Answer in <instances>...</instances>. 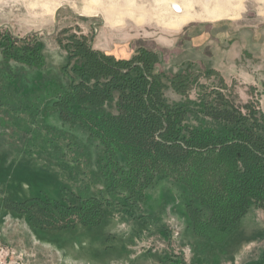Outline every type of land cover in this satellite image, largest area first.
I'll list each match as a JSON object with an SVG mask.
<instances>
[{
	"label": "rangeland",
	"instance_id": "rangeland-1",
	"mask_svg": "<svg viewBox=\"0 0 264 264\" xmlns=\"http://www.w3.org/2000/svg\"><path fill=\"white\" fill-rule=\"evenodd\" d=\"M176 6L181 13L175 12ZM189 25L204 32L197 40L200 51L183 52ZM2 29L19 38L36 35L35 40L44 46L42 68L15 61L9 67L0 64V81L25 95L36 97L57 83L69 84L62 73L68 51L61 42L67 45L66 38L76 33L88 36L95 49L118 59L131 58L141 47L159 49L161 63L156 71L169 76L189 70L194 82L186 95L176 92L164 77V94L170 103L198 102L208 88L231 97L238 106L251 103L264 111V0H0ZM207 30H211L208 38ZM22 48L19 43L17 49ZM76 64L72 60L71 67ZM211 67L220 75L208 74ZM117 100L115 92L113 100L92 110L114 114ZM49 103L42 106L43 111ZM21 118L16 120L0 109V264H220L221 257L207 252L205 245L179 243L177 231L183 219L170 211L154 219L106 208L96 228L45 230L34 227L27 215L8 209L6 198L49 197L77 203L75 196L87 188L113 202L125 195L113 196L104 190L98 172L99 149L84 130L63 125L52 111L42 118L44 126L69 130L86 147L88 154L73 163L64 140L50 144L45 132L31 124L29 114ZM250 216L230 238L229 256H223L222 264H231L234 254L237 264H264V211Z\"/></svg>",
	"mask_w": 264,
	"mask_h": 264
},
{
	"label": "trees",
	"instance_id": "trees-1",
	"mask_svg": "<svg viewBox=\"0 0 264 264\" xmlns=\"http://www.w3.org/2000/svg\"><path fill=\"white\" fill-rule=\"evenodd\" d=\"M35 37L19 38L0 30L1 67H9L10 61L44 67V46ZM66 40L67 45L61 42L68 51L62 73L69 84L57 83L34 97L0 81V109L19 121L29 114L47 142L65 141L73 163L88 154L86 147L71 131L44 126L42 118L52 111L63 125L84 130L99 149L104 190L125 195L113 202L87 188L75 196L77 203L49 197L6 198L8 209L27 215L34 227L45 230L96 228L106 208L143 218L147 191L170 180L186 191L185 213L207 252L212 245H225L252 208L264 210V111L251 103L238 106L231 97L208 88L198 102L170 103L164 77L182 95L194 81L189 70L172 76L156 71L161 63L159 49L141 47L131 58L118 59L95 49L86 35L75 33ZM74 59L77 64L71 67ZM207 71L220 75L214 68ZM48 78L56 83L54 77ZM220 83L225 86L222 77ZM115 92L116 113L93 112L92 108L113 100Z\"/></svg>",
	"mask_w": 264,
	"mask_h": 264
},
{
	"label": "crops",
	"instance_id": "crops-1",
	"mask_svg": "<svg viewBox=\"0 0 264 264\" xmlns=\"http://www.w3.org/2000/svg\"><path fill=\"white\" fill-rule=\"evenodd\" d=\"M211 30H207V38L211 35ZM188 33H189V39H186L182 45V48L184 49L183 52H186L187 50L200 51L201 44L199 45L197 43L198 42L197 40L200 39L201 34L204 32L200 30L196 25H189ZM209 52L211 51L210 50L207 51V65L208 64L210 65L209 62L211 59ZM211 68L216 69L215 67H211ZM146 194H147V200L144 204L146 215L150 217L156 213H164V211L167 212L170 211V213H172L175 218L179 220L183 219V226L181 227L178 226L179 230L177 231V235H178L177 237L180 238L178 240L179 243H181V245H184L185 243L186 245H194V247L195 246L197 247L199 243H202L201 240L193 233L191 229L190 220L188 219L185 213V207L188 200V195L183 187L174 184L170 180H165V181L157 182V184L153 188L149 189ZM259 210L264 211L262 209L252 208L248 212V214L243 218L239 230L242 228V226H244V224L248 222V220L251 219L250 218L251 213L253 211H259ZM228 244L229 241L223 246L212 245V247L209 250V253L221 257L220 264H222V261L224 260L223 256L225 257L227 256L228 259L229 256ZM235 256L236 254H234L232 259V261L235 259V262L233 263L231 261V264H237L236 262L237 257Z\"/></svg>",
	"mask_w": 264,
	"mask_h": 264
},
{
	"label": "built area",
	"instance_id": "built-area-1",
	"mask_svg": "<svg viewBox=\"0 0 264 264\" xmlns=\"http://www.w3.org/2000/svg\"><path fill=\"white\" fill-rule=\"evenodd\" d=\"M175 8H176V10H175L176 13L182 12V8L180 6H176Z\"/></svg>",
	"mask_w": 264,
	"mask_h": 264
}]
</instances>
